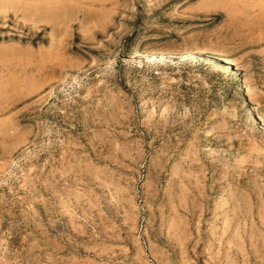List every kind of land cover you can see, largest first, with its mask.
Here are the masks:
<instances>
[{
  "label": "rangeland",
  "instance_id": "1",
  "mask_svg": "<svg viewBox=\"0 0 264 264\" xmlns=\"http://www.w3.org/2000/svg\"><path fill=\"white\" fill-rule=\"evenodd\" d=\"M0 264H264V0H0Z\"/></svg>",
  "mask_w": 264,
  "mask_h": 264
}]
</instances>
